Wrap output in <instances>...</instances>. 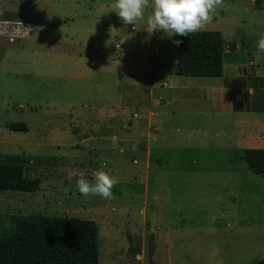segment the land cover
<instances>
[{
  "label": "rangeland",
  "instance_id": "obj_1",
  "mask_svg": "<svg viewBox=\"0 0 264 264\" xmlns=\"http://www.w3.org/2000/svg\"><path fill=\"white\" fill-rule=\"evenodd\" d=\"M115 2L0 0V154L28 156L26 175L40 179L34 192L0 190V234L16 214L73 216L95 221L99 264H147L148 252L152 264H264V175L241 156L264 128L214 96L222 76L179 75L168 88L180 35H150L151 7L124 24ZM19 20L32 32L10 39L5 22ZM202 30L240 41L235 59L264 77V0H224ZM96 170L117 180L113 199L79 192L80 174L93 181Z\"/></svg>",
  "mask_w": 264,
  "mask_h": 264
},
{
  "label": "trees",
  "instance_id": "obj_2",
  "mask_svg": "<svg viewBox=\"0 0 264 264\" xmlns=\"http://www.w3.org/2000/svg\"><path fill=\"white\" fill-rule=\"evenodd\" d=\"M259 2V0H255ZM175 73L219 77L228 41L219 30H200L179 36ZM15 131H28L25 122H10ZM248 169L264 175V148H246ZM28 156L0 154V190L34 192L40 179L25 173ZM1 221V215H0ZM12 228L0 234V264H99L98 227L92 219L73 216L16 214Z\"/></svg>",
  "mask_w": 264,
  "mask_h": 264
},
{
  "label": "clouds",
  "instance_id": "obj_3",
  "mask_svg": "<svg viewBox=\"0 0 264 264\" xmlns=\"http://www.w3.org/2000/svg\"><path fill=\"white\" fill-rule=\"evenodd\" d=\"M224 0H116L113 5L119 18L124 24L131 25L138 20L145 19V10L152 8L147 16L145 30L151 35L157 30L171 36H189L206 27L212 20V14L218 7L223 6ZM13 24L12 31L8 32L10 39L16 36L30 35L31 26L23 25L22 21L5 22ZM6 31V30H5ZM179 45L180 40L174 41ZM257 47L264 51V34H261ZM94 180L89 181L81 173L77 180V187L84 198L98 195L104 199H113V188L117 180L104 170H96Z\"/></svg>",
  "mask_w": 264,
  "mask_h": 264
},
{
  "label": "crops",
  "instance_id": "obj_4",
  "mask_svg": "<svg viewBox=\"0 0 264 264\" xmlns=\"http://www.w3.org/2000/svg\"><path fill=\"white\" fill-rule=\"evenodd\" d=\"M224 36V35H223ZM227 43H230L229 45L227 44V49H225L224 54H223V74L222 76V83H220L217 86H212L211 90L214 96H218L221 98H228L229 105L228 107H225L226 110L234 111L235 113L239 114V121L238 123L240 124H246V125H257L259 124L261 127L264 128V120L259 119L258 117V112H261L264 109L263 106V98L260 97V95L264 96L261 94L260 86L263 83V78L262 76H257L254 73L253 68H247V65L245 66L242 63V60H236L235 56L238 55L237 53L240 52L242 48L241 42L240 41H231L228 39ZM157 50V48H155ZM177 62V59H176ZM249 65L257 66L258 63L256 60L251 58ZM226 66H228V72L226 73ZM154 66L151 65L149 69H143V74L145 75L146 79H152L155 76V71H154ZM175 69H172L171 74L169 75L172 85L168 88L171 90H176L178 91L179 88L181 87L179 81H178V76L175 73ZM174 70V71H173ZM159 71V70H157ZM157 73V72H156ZM181 76V75H180ZM219 76V77H221ZM191 77V76H189ZM156 86L155 83L152 81L149 82L148 89L149 96L152 95V89L153 87ZM152 98L149 99V106H147L148 110V116L151 115V107L154 106V101L151 100ZM158 99L160 102H163L165 100V96L163 94H160ZM174 98H171L170 101H173ZM106 113H103L105 115ZM260 122V123H258ZM110 127V126H108ZM146 127L149 128V122L146 124ZM156 132H159L161 128L155 127L154 128ZM130 137L134 131V125L132 124L130 128ZM144 133L149 135V130L144 128L142 130ZM106 137V136H102ZM113 139L117 138L116 134L112 135ZM155 138V137H153ZM247 142L249 144V147L247 148H264V134L260 132H256L255 134L253 133L249 138H247ZM246 149V148H244ZM244 149H242L241 156L243 154Z\"/></svg>",
  "mask_w": 264,
  "mask_h": 264
},
{
  "label": "water",
  "instance_id": "obj_5",
  "mask_svg": "<svg viewBox=\"0 0 264 264\" xmlns=\"http://www.w3.org/2000/svg\"><path fill=\"white\" fill-rule=\"evenodd\" d=\"M154 215L153 212L150 210L149 211V228L150 230H154ZM147 264H152V260H151V256H150V252H148L147 254Z\"/></svg>",
  "mask_w": 264,
  "mask_h": 264
}]
</instances>
